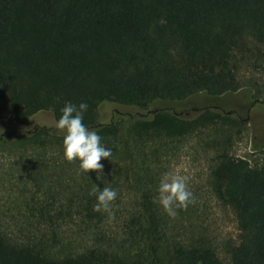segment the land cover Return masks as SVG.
<instances>
[{"label":"trees","instance_id":"16d2710c","mask_svg":"<svg viewBox=\"0 0 264 264\" xmlns=\"http://www.w3.org/2000/svg\"><path fill=\"white\" fill-rule=\"evenodd\" d=\"M245 71H264V0H0V120L57 121L84 102L83 123L113 153L98 180L63 159L55 126L2 134L0 264H264V164L232 153L244 120L206 107L98 122L105 102L237 92L257 83ZM193 142L236 217L227 263L204 233L187 235L186 211L170 218L153 202L165 160ZM96 185L117 191L110 213L93 211Z\"/></svg>","mask_w":264,"mask_h":264},{"label":"rangeland","instance_id":"374dc122","mask_svg":"<svg viewBox=\"0 0 264 264\" xmlns=\"http://www.w3.org/2000/svg\"><path fill=\"white\" fill-rule=\"evenodd\" d=\"M241 76L245 81L252 77V83L254 81L257 83L251 86L246 84L237 92L216 97L201 93L178 103L154 102L144 110L105 102L99 106L98 122L101 124L110 123L112 120L125 122L124 116L127 113L134 115L137 112L146 113L153 109L169 108L175 112L188 113L210 107L246 122L243 136L240 140H236L232 153L246 159L254 168L261 167L264 164V71H254V73L245 71ZM55 124L52 114L47 111L34 114L24 125L17 124L12 116H8L0 120V136L4 133L29 130L36 126L51 127ZM200 149V143L193 142L185 148L172 152L165 160L164 174L171 173L186 177L187 188L195 197V203L189 205L183 214L187 224L193 226V228L189 226L192 229L187 235L204 233L212 241L220 259L227 263L229 257L224 246L226 241L236 239L238 236L236 217L232 209L225 206L217 197L210 180V158L204 156ZM8 220L12 224L15 223V220Z\"/></svg>","mask_w":264,"mask_h":264},{"label":"clouds","instance_id":"9594fccd","mask_svg":"<svg viewBox=\"0 0 264 264\" xmlns=\"http://www.w3.org/2000/svg\"><path fill=\"white\" fill-rule=\"evenodd\" d=\"M87 103L79 105L66 102L60 109L61 115L56 121L55 128L63 133V159L72 163L78 161L77 175H88L90 171L97 172V179H101L103 165L102 159H111L112 149L101 144V137L95 130L89 129L84 123V113L87 111ZM187 178L171 173L163 174L156 189L157 196L153 202L163 209L170 218H175L177 210H185L195 203L193 193L187 188ZM97 185L89 195H96L94 212L110 213L111 204L117 198V191L105 187L97 192Z\"/></svg>","mask_w":264,"mask_h":264},{"label":"water","instance_id":"95a60500","mask_svg":"<svg viewBox=\"0 0 264 264\" xmlns=\"http://www.w3.org/2000/svg\"><path fill=\"white\" fill-rule=\"evenodd\" d=\"M165 110H170L172 112H175L173 109H169V108H164ZM157 110H161V109H153V110H148L146 113H141V112H137L135 113L134 115L130 114V113H127L125 114V116H128V117H132V116H140V117H147L149 116L150 114L152 113H155ZM115 120H112L111 122H114ZM101 124V123H100Z\"/></svg>","mask_w":264,"mask_h":264},{"label":"flooded vegetation","instance_id":"af4514ba","mask_svg":"<svg viewBox=\"0 0 264 264\" xmlns=\"http://www.w3.org/2000/svg\"><path fill=\"white\" fill-rule=\"evenodd\" d=\"M180 114H182V112H180Z\"/></svg>","mask_w":264,"mask_h":264}]
</instances>
